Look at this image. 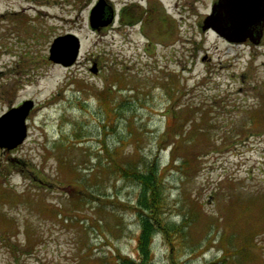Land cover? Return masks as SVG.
Instances as JSON below:
<instances>
[{
    "label": "rangeland",
    "instance_id": "rangeland-1",
    "mask_svg": "<svg viewBox=\"0 0 264 264\" xmlns=\"http://www.w3.org/2000/svg\"><path fill=\"white\" fill-rule=\"evenodd\" d=\"M96 1L0 0V113L34 100L25 140L0 147V264L136 257L140 187L117 164L152 157L179 229L156 234L152 264H264V31L201 30L215 0H107L93 31ZM68 32L65 66L48 49Z\"/></svg>",
    "mask_w": 264,
    "mask_h": 264
},
{
    "label": "water",
    "instance_id": "water-1",
    "mask_svg": "<svg viewBox=\"0 0 264 264\" xmlns=\"http://www.w3.org/2000/svg\"><path fill=\"white\" fill-rule=\"evenodd\" d=\"M113 19V9L105 0H97L89 13L92 29L107 25ZM264 26V0H215L211 12L202 21L201 29L211 28L228 41H242L247 37L258 42ZM80 50V40L68 32L53 38L48 58L68 66L73 64ZM97 71L95 64L90 67ZM34 101L25 99L19 106L10 107L0 115V147L12 149L26 137L25 119Z\"/></svg>",
    "mask_w": 264,
    "mask_h": 264
},
{
    "label": "trees",
    "instance_id": "trees-1",
    "mask_svg": "<svg viewBox=\"0 0 264 264\" xmlns=\"http://www.w3.org/2000/svg\"><path fill=\"white\" fill-rule=\"evenodd\" d=\"M181 133H184L182 130ZM179 133V138L182 134ZM173 162L174 159L171 158ZM120 177L138 184L140 187L133 207L137 212L140 230L136 239V257L129 255L120 257L121 264H152L151 248L156 234L168 235L170 231H178L175 223L164 216L165 213V186L163 181V167H159L157 158L141 160L136 164H117ZM142 165V166H141ZM224 255L221 256V258ZM220 258V259H221ZM212 260L206 264H219V260ZM172 264H178L172 260Z\"/></svg>",
    "mask_w": 264,
    "mask_h": 264
},
{
    "label": "flooded vegetation",
    "instance_id": "flooded-vegetation-1",
    "mask_svg": "<svg viewBox=\"0 0 264 264\" xmlns=\"http://www.w3.org/2000/svg\"><path fill=\"white\" fill-rule=\"evenodd\" d=\"M94 62L96 63V61H95V60H92V63H94Z\"/></svg>",
    "mask_w": 264,
    "mask_h": 264
}]
</instances>
